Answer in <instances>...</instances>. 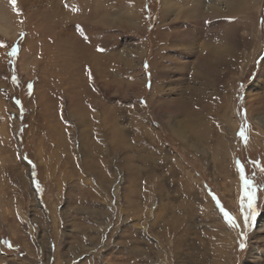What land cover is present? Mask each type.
<instances>
[{"label":"rangeland","instance_id":"rangeland-1","mask_svg":"<svg viewBox=\"0 0 264 264\" xmlns=\"http://www.w3.org/2000/svg\"><path fill=\"white\" fill-rule=\"evenodd\" d=\"M247 1L189 27L194 0H6L0 264H264V0ZM218 34L213 90L192 76ZM197 92L192 116L173 107Z\"/></svg>","mask_w":264,"mask_h":264},{"label":"bare ground","instance_id":"bare-ground-1","mask_svg":"<svg viewBox=\"0 0 264 264\" xmlns=\"http://www.w3.org/2000/svg\"><path fill=\"white\" fill-rule=\"evenodd\" d=\"M207 1L208 0H194L192 10L186 13L190 14L188 16L187 23H185L184 25H188L190 27L193 24L192 21L198 19L202 21V18L204 17L205 19L210 18V20L214 22L219 21V24H221L220 22H223L221 20L230 18L232 15L241 12L245 9L246 3H248L247 0H211V5L208 6L205 5ZM7 2L6 0H0V10H2V14H0V32L3 33L6 32V15L4 11H7H3V7L6 8ZM181 3H188V0H181ZM221 4L222 7L225 9V13L221 11ZM177 10L178 6L174 9L175 16L177 15ZM160 13L163 15V11H161ZM189 29L190 28H187V30ZM185 32L186 30L182 32L184 33V36ZM226 36L227 34H223L222 36L221 34H218L216 39H211L212 41L209 40L210 43H207L209 45L208 47L201 48L203 52L199 53L198 59L196 60L193 66L194 72L192 78L195 84L197 83L198 85L205 87L209 86L213 90H215L216 86L220 87L219 84L224 82V80H222V77L224 75L223 72L231 71V56L233 54V46L231 44L232 40L229 41ZM184 40L183 42H180V45H183V47L186 48V42ZM186 52H188V50ZM223 86H221L220 88H222ZM202 98L203 95L197 92L193 95V99H191L190 101L182 102L177 100L173 102L172 105L177 111H183L187 116L190 117L194 113L193 111H191L193 106L191 103L196 104V101L201 100Z\"/></svg>","mask_w":264,"mask_h":264},{"label":"snow or ice","instance_id":"snow-or-ice-1","mask_svg":"<svg viewBox=\"0 0 264 264\" xmlns=\"http://www.w3.org/2000/svg\"><path fill=\"white\" fill-rule=\"evenodd\" d=\"M14 2V0H13ZM248 208L250 211V214H254V196L249 193L248 194ZM223 215L230 221L234 222V217H231L230 214L226 211H223ZM248 217H245V219L247 220ZM242 246V245H241Z\"/></svg>","mask_w":264,"mask_h":264}]
</instances>
